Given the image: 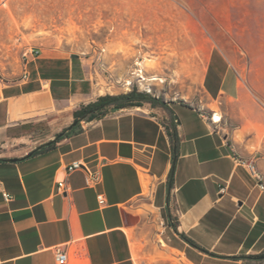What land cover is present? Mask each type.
<instances>
[{"label": "crops", "instance_id": "crops-1", "mask_svg": "<svg viewBox=\"0 0 264 264\" xmlns=\"http://www.w3.org/2000/svg\"><path fill=\"white\" fill-rule=\"evenodd\" d=\"M26 67V78L0 76L2 144L13 127L41 119L53 134L41 144L49 142L74 122L75 108L102 95L83 58L57 46L41 48ZM217 75L213 84L204 74L203 85L227 103L220 111L180 101L109 108L53 149L0 153V264H59L57 246L67 249L66 264H148L142 222L152 209L170 248L191 264H264L233 257L264 252V190L236 161L255 159L264 177V110L254 94L263 98V85L250 91L239 74ZM75 161L100 181L69 171Z\"/></svg>", "mask_w": 264, "mask_h": 264}, {"label": "rangeland", "instance_id": "rangeland-1", "mask_svg": "<svg viewBox=\"0 0 264 264\" xmlns=\"http://www.w3.org/2000/svg\"><path fill=\"white\" fill-rule=\"evenodd\" d=\"M51 46L82 57L102 95L137 88L164 102L220 111L227 103L208 95L204 74L213 84L217 74H239L246 90L263 85V98L254 94L264 110V0H0V76L22 77L24 52ZM138 61L146 76L159 78L142 80ZM238 121L229 117L226 125ZM10 134L0 153L11 156L53 135L42 119ZM142 224L148 264H191L170 248L157 210Z\"/></svg>", "mask_w": 264, "mask_h": 264}, {"label": "trees", "instance_id": "trees-1", "mask_svg": "<svg viewBox=\"0 0 264 264\" xmlns=\"http://www.w3.org/2000/svg\"><path fill=\"white\" fill-rule=\"evenodd\" d=\"M145 102L165 104L162 100L155 98L150 93L140 91L137 88H133L132 90L125 93L101 95L94 101H90L88 103H81L77 108H75L73 112L74 121L76 122V124H74L71 128L68 126L61 132L57 133L53 140L37 146L31 151L32 153L30 156L53 149L58 141L72 133L78 132L82 128V120L90 121L95 118H99L103 116L109 108L118 107L120 109L123 107L142 105ZM174 136L175 134H173V137ZM169 224L172 227L176 228V224L172 220H170ZM187 240L190 241V243H192L193 245L201 248L193 240L189 238H187ZM201 249L205 251V249ZM233 257L262 260L264 258V252L255 255H239Z\"/></svg>", "mask_w": 264, "mask_h": 264}, {"label": "built area", "instance_id": "built-area-1", "mask_svg": "<svg viewBox=\"0 0 264 264\" xmlns=\"http://www.w3.org/2000/svg\"><path fill=\"white\" fill-rule=\"evenodd\" d=\"M41 49L39 47H32L31 49H27L24 52V58L28 61L31 57H36L40 54ZM27 64V63H26ZM28 70L25 65V68L23 70V78H26L28 76ZM215 112L212 114V119L213 121H217L215 118ZM236 161L239 165L243 166L244 168L247 169V171L251 174V176L256 180V183L258 187L261 190H264V177L261 171L259 170L257 163L255 159H247L245 157L239 156L236 158ZM75 169H85L88 173L87 176V183L89 185H92L94 183H98L101 179V175L97 172H92L85 164L75 161L71 165L68 166V170H75ZM59 191H66L67 190V185L64 181L59 182L58 186ZM6 197L9 198L10 195L7 193ZM99 200L101 203L105 202V199L103 195H99ZM55 255L57 258V261L59 264H66L67 261L69 260V253L66 248L63 246H57L55 247Z\"/></svg>", "mask_w": 264, "mask_h": 264}, {"label": "bare ground", "instance_id": "bare-ground-1", "mask_svg": "<svg viewBox=\"0 0 264 264\" xmlns=\"http://www.w3.org/2000/svg\"><path fill=\"white\" fill-rule=\"evenodd\" d=\"M137 64L139 65V68H138L137 71H138L139 77H142V80L152 81V80H155V79H158L159 78L156 75L151 76V77H148V76H146L144 74V72H143L144 62L143 61H138ZM130 83H131V81L128 80V84H130ZM147 87H148L149 90H151L150 84H148ZM99 92L100 93H103V89H100ZM215 118H216L217 121L221 120V116L219 114H217V113L215 114ZM162 243H163V245H166L164 241H162ZM134 248H135V251L137 252V246H136L135 243H134Z\"/></svg>", "mask_w": 264, "mask_h": 264}, {"label": "water", "instance_id": "water-1", "mask_svg": "<svg viewBox=\"0 0 264 264\" xmlns=\"http://www.w3.org/2000/svg\"><path fill=\"white\" fill-rule=\"evenodd\" d=\"M118 109H119L118 107H114V108H113V110H115V111L118 110ZM74 124H76L75 121H74L71 125H69V127L71 128ZM31 153H32V152H29V153L27 154V156H30ZM11 160H12V161H16V160H18V157H13V158H11Z\"/></svg>", "mask_w": 264, "mask_h": 264}]
</instances>
